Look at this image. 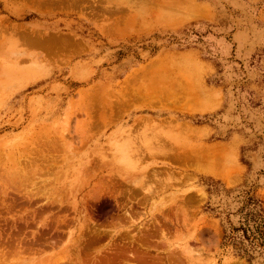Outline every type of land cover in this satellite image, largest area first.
I'll use <instances>...</instances> for the list:
<instances>
[{
  "label": "rangeland",
  "instance_id": "obj_1",
  "mask_svg": "<svg viewBox=\"0 0 264 264\" xmlns=\"http://www.w3.org/2000/svg\"><path fill=\"white\" fill-rule=\"evenodd\" d=\"M216 145L230 183L150 154ZM245 193L264 209V0H0V264H264L223 240Z\"/></svg>",
  "mask_w": 264,
  "mask_h": 264
},
{
  "label": "bare ground",
  "instance_id": "obj_2",
  "mask_svg": "<svg viewBox=\"0 0 264 264\" xmlns=\"http://www.w3.org/2000/svg\"><path fill=\"white\" fill-rule=\"evenodd\" d=\"M154 67V66H153ZM149 72V71H148ZM153 73V72H152ZM152 73H151V76H152ZM144 74V73H143ZM145 75V74H144ZM143 76V75H142ZM142 76H141V78H142ZM135 80V79H134ZM140 80H142V79H140ZM147 80V79H146ZM152 80V79H151ZM134 82V84L133 85H135V82L136 81H133ZM132 82V83H133ZM140 82V81H139ZM151 82V81H150ZM137 83V82H136ZM173 83V82H172ZM176 83V82H175ZM144 84H146V81H145V83ZM129 85V84H128ZM131 86V84H130V86H131V88L133 87L134 88V86ZM138 84H136L135 85V87L137 86ZM172 85V84H171ZM126 86V85H125ZM130 86H126L127 87V89H125L126 91L127 90H129V89H131L130 88ZM139 86H141L140 84H139ZM144 86V85H143ZM142 86V87H143ZM174 87V86H173ZM176 87V86H175ZM179 87V86H178ZM132 88V89H133ZM136 88H138L139 89V87H136ZM141 88V87H140ZM148 88V87H147ZM146 88V89H147ZM154 88V87H153ZM131 89V90H132ZM138 89H133V90H137V92L139 91ZM145 89V90H146ZM152 89V88H151ZM157 89V88H156ZM133 90H132V92H133ZM142 90H143V88H142ZM150 90V89H149ZM148 90V91H149ZM153 90H155V89H153ZM165 90V89H164ZM150 91H152V90H150ZM159 91V90H158ZM168 90H165V94H166V92H167ZM177 91H178V89H177ZM190 91V90H189ZM131 92V91H130ZM155 93H156V90L154 91ZM153 92V93H154ZM172 92V91H171ZM170 92V90H169V92L165 95L164 94V91L162 92V94L163 95H160L159 93H160V91L158 92V93H156V95H160V96H162L161 98H163L164 97V99L165 98H167V99H169V98H171L170 96L171 95H173V92L171 93ZM176 92V91H175ZM174 92V93H175ZM185 92V91H184ZM126 92H124V94H125ZM136 93V92H135ZM138 93H140V92H138ZM147 93V92H146ZM146 93H145V96H146ZM155 93L153 94V95H155ZM179 93V92H178ZM128 94H129V92L127 91V97H126V99L125 100H130L128 97L131 95V93H130V95L128 96ZM132 94H134V93H132ZM141 94H144V92L143 93H141ZM141 94H139V95H141ZM147 94H149V93H147ZM151 95H152V93H150ZM149 94V95H150ZM169 94H171L169 97L167 96V95H169ZM138 95V96H139ZM155 95V97H157ZM178 95V94H177ZM176 95V96H177ZM182 95H184V94H182ZM181 95V96H182ZM138 96H135L137 99H138ZM160 96H158V97H160ZM180 95H178V97H181ZM185 96V95H184ZM123 97V96H122ZM121 97V98H122ZM134 97V99H136ZM140 97H143L142 95L140 96ZM147 97V96H146ZM146 97H143V99H145ZM153 97V96H152ZM153 98V102H155L156 103V101H154V99H156V98ZM183 97V96H182ZM185 97H187L186 98V100H185V102L187 101L188 102V104H189V102L191 101V103H190V105H187L188 106V108L186 109L185 108V110L187 111V110H189V112H191V113H195V112H197V111H199V112H204L205 110V108H207V106H200V105H198V103L196 102L197 101V99H195L194 98V96L193 97H188V96H185ZM97 98V97H96ZM121 98H119V100L121 101L122 99ZM125 98V97H124ZM128 98V99H127ZM133 97L131 96V99H132ZM149 98H150V96H149ZM148 98V99H149ZM173 98H177V97H173ZM151 99V98H150ZM158 99V98H157ZM160 99V98H159ZM158 99V100H159ZM167 99H165V102H167L166 100ZM172 99V98H171ZM178 99V98H177ZM177 99L176 100H174V99H172L171 101L172 102H170L171 104L173 103V101L175 102H177ZM183 99H185V98H183ZM188 99H191V100H189L188 101ZM160 100H163V99H160ZM106 101H108V100H106ZM119 101V106L118 107H116L115 109L117 110V108L119 109V107L121 106L120 104H123V103H121ZM131 101V100H130ZM135 101V100H134ZM133 101V102H134ZM137 101H141V99L139 100H136L135 102H137ZM146 101H148L147 99H146ZM145 101V102H146ZM152 101V100H151ZM151 101H149V102H151ZM179 101V100H178ZM101 102V101H100ZM104 102V101H103ZM160 102V101H159ZM179 102H181V101H179ZM187 102L185 103V104H187ZM113 104H114V102H112ZM118 102H116V104H117ZM141 103V105H142V101L140 102ZM148 103V102H147ZM155 103H148V104H146V105H150L151 106V104H155ZM161 103V102H160ZM169 103V104H170ZM182 103V102H181ZM103 105H104V103H102ZM107 104H110V103H107ZM125 104H126V102H125ZM159 104V103H158ZM163 104V103H162ZM180 104V103H179ZM178 104V105H179ZM115 105V104H114ZM143 105H145V104H143ZM164 105V104H163ZM182 106H183V104H181ZM111 106V105H110ZM124 106V105H123ZM152 106H154V105H152ZM172 106V105H171ZM175 106V105H174ZM114 107V106H113ZM122 107V106H121ZM178 108H179V110L181 109L179 106H178ZM177 108V109H178ZM101 110H102V108H101ZM114 110V109H113ZM183 110V109H182ZM184 110V111H185ZM112 111V110H111ZM111 111H110V113H111ZM118 111V110H117ZM195 111V112H194ZM113 112V111H112ZM188 112V111H187ZM189 112H188V114H189ZM94 113V112H93ZM109 113V112H108ZM190 113V114H191ZM198 113V112H197ZM101 115H103V111H102V114ZM106 115V114H105ZM106 116H108V115H106ZM114 116V115H113ZM98 117V116H97ZM101 117V116H100ZM99 117V118H100ZM102 117H104V116H102ZM101 117V120L103 119ZM106 118V117H105ZM93 119V118H92ZM94 119H95V117H94ZM103 120H105V119H103ZM145 120V119H144ZM106 121V120H105ZM105 121H103V122H105ZM96 122H97V120H96ZM109 123H110V121H108ZM143 122V121H142ZM144 123V122H143ZM143 123H141V124H143ZM95 124V123H94ZM101 124V123H100ZM104 124H106V123H104ZM108 124V123H107ZM149 124V123H148ZM168 124V123H167ZM162 125L164 126V124L162 123ZM162 125H160V126H162ZM99 126V125H98ZM98 126H96V127H98ZM102 126V125H101ZM108 126V125H107ZM166 126V125H165ZM174 125H171V127H173ZM176 126H181L180 128L179 127H176V129L178 128V129H180L181 130V128L183 127L184 128V126L183 125H176ZM168 127V126H167ZM170 127V126H169ZM159 128V127H158ZM160 128H163V127H160ZM159 128V129H160ZM174 128H175V126H174ZM97 129V128H96ZM99 129H100V126H99ZM172 129V128H171ZM187 129V130H186ZM194 129V128H193ZM192 129V130H193ZM185 130L188 132V127L186 128V126H185ZM192 130H190V128H189V131L191 132ZM197 130V129H196ZM182 132H180L179 131V133H181V135L182 134H184L183 132H184V129L183 130H181ZM194 131H195V129H194ZM194 131H192L193 133H194ZM198 131V130H197ZM190 132H189V134L188 133H185L186 135L188 134V135H190ZM191 132V135L193 134ZM199 132V131H198ZM194 134H197L196 132L194 133ZM190 135V136H191ZM198 135H199V133H198ZM159 138V137H158ZM160 139V138H159ZM161 143V142H160ZM164 144H165V146H166V143H165V141L163 142ZM168 143V142H167ZM159 144V143H158ZM163 145V144H162ZM168 145H169V143H168ZM167 145V146H168ZM172 145V144H171ZM159 146V148H160V146H161V144H159L158 145ZM164 147V146H163ZM174 147V146H173ZM203 147V149L201 150V151H198V153H193V152H191V151H189V152H191V153H187V152H178V151H176V152H174V153H171V154H173V155H169V153L170 152H172V150L171 151H169V148H170V146H169V148H168V151L169 152H165V151H159V150H161V149H158V147H157V149H158V152H160V154L159 153H150V154H152V157L154 158V157H157V155L156 154H158V156H160L161 154L162 155H164L165 157L167 156V154H168V156H170V159H171V157H172V159H180V161L181 162H183V164L186 162V163H194V165L193 166H195V165H197L196 167H198V168H195V169H197L198 171H201V173H205V174H209V175H212V176H215V177H218V178H222V179H224V180H226V181H228V183H230V180L231 179H233V178H231V175H232V168H231V165H230V160L232 159L230 156H229V153H228V148H226V147H221V146H210V147H208V148H205L204 146H202ZM156 148V147H155ZM165 148V147H164ZM180 148V147H179ZM195 148V147H194ZM198 148H201V147H197V149ZM170 149H172V147L170 148ZM190 149V148H189ZM162 150H164L163 148H162ZM165 150H167V147H166V149ZM186 150H187V148H186ZM200 150V149H199ZM140 151H143V150H140ZM184 151V150H183ZM188 151V150H187ZM194 151V150H193ZM137 152V151H136ZM139 152V151H138ZM156 152H157V150H156ZM165 153V154H164ZM136 154V153H135ZM149 154V153H148ZM138 155V154H137ZM134 156V155H133ZM136 156V155H135ZM139 156H140V154H139ZM143 157V156H142ZM163 157V156H162ZM136 158H138V157H136ZM135 157H134V159H136ZM231 158V159H230ZM133 159V160H134ZM166 159H167V157H166ZM181 159H183V160H181ZM142 160H143V158H142ZM141 160V161H142ZM174 161V160H173ZM178 161V160H177ZM185 161V162H184ZM135 162V161H134ZM176 162V161H175ZM180 162V163H181ZM232 162V161H231ZM232 164V163H231ZM188 165V164H187ZM190 165V164H189ZM44 170V169H43ZM154 173V172H153ZM152 173V174H153ZM149 176V175H148ZM171 178V177H170ZM116 194V193H115ZM47 202V201H46ZM18 203V202H17ZM16 205V204H15ZM18 207V206H17ZM34 207V206H33ZM13 208V207H12ZM56 209H57V207H55ZM55 209V210H56ZM65 209V208H64ZM63 208L62 209H60V211L61 210H64ZM67 209V208H66ZM58 211H59V208L57 209ZM59 211V212H60ZM61 213V212H60ZM44 215V214H43ZM58 215H59V213H58ZM38 220V219H37ZM67 222H69V221H67ZM37 224V223H36ZM66 224V223H65ZM54 227V226H53ZM66 227V226H65ZM22 227L20 226V229H21ZM61 228H63V227H61ZM53 230V228L51 227L49 230ZM58 229H60V227L58 228ZM19 230V229H18ZM62 230V229H61ZM46 232V231H45ZM49 233V232H48ZM40 235V234H39ZM59 235V234H58ZM43 237V236H42ZM42 237H40V239L39 240H41V238ZM37 239V238H36ZM62 239V238H61ZM39 240H37L38 241V243H39V245H41L40 244V242H39ZM46 242V241H45ZM44 242V243H45ZM2 243V242H1ZM41 243H43V242H41ZM47 244H48V242H46ZM2 244H4V243H2ZM22 244V243H21ZM26 244V243H25ZM50 244V243H49ZM27 246L29 245V244H26ZM8 246V245H7ZM24 246V245H23ZM26 246V247H27ZM29 246H31V243H30V245ZM37 246V245H36ZM9 247V246H8ZM135 247V246H134ZM1 249V248H0ZM6 249V248H5ZM45 249H46V247H45ZM127 250V249H126ZM33 251V250H32ZM27 254V253H26ZM144 254V253H143ZM133 255V254H132ZM143 256V255H142ZM142 256H140V254L139 255H134L133 257H134V261L136 262V263H134L133 261V263L134 264H144V259H143V257ZM18 258V257H17ZM133 260V259H132ZM106 261V260H105ZM104 261V262H105ZM130 261V260H129ZM128 261V262H129ZM131 262V263H132ZM117 264V263H116ZM157 264V263H156Z\"/></svg>",
  "mask_w": 264,
  "mask_h": 264
},
{
  "label": "trees",
  "instance_id": "obj_3",
  "mask_svg": "<svg viewBox=\"0 0 264 264\" xmlns=\"http://www.w3.org/2000/svg\"><path fill=\"white\" fill-rule=\"evenodd\" d=\"M245 194L243 206L238 210L237 226H232L223 240L251 263L256 257L264 255V209L261 200Z\"/></svg>",
  "mask_w": 264,
  "mask_h": 264
}]
</instances>
